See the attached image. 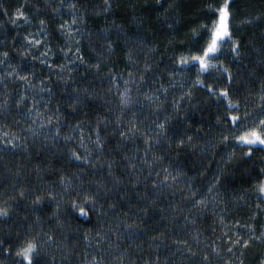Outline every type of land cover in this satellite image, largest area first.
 Wrapping results in <instances>:
<instances>
[{"label": "trees", "instance_id": "trees-1", "mask_svg": "<svg viewBox=\"0 0 264 264\" xmlns=\"http://www.w3.org/2000/svg\"><path fill=\"white\" fill-rule=\"evenodd\" d=\"M222 2L0 0V207L7 208L0 241L9 249H0V264H27L16 250L29 239L37 244L34 264H262L264 244L255 234L264 227V146L242 155L238 129L216 117L264 111V0H229L239 52L233 55L228 41L229 56L213 58L229 69L230 81L215 68L199 74L196 64L176 63L204 39L192 30L215 18L206 6ZM17 9L24 16H14ZM14 67L30 78L8 76ZM209 84L228 88L239 109L210 94ZM124 90L127 104L120 102ZM161 119L164 135L155 127ZM133 122L138 131L128 132ZM144 135L157 137L147 149ZM192 191L207 202L196 205ZM85 193L95 200L82 216L72 200L79 208Z\"/></svg>", "mask_w": 264, "mask_h": 264}, {"label": "snow or ice", "instance_id": "snow-or-ice-1", "mask_svg": "<svg viewBox=\"0 0 264 264\" xmlns=\"http://www.w3.org/2000/svg\"><path fill=\"white\" fill-rule=\"evenodd\" d=\"M228 5H229V0H223V2L220 3L218 7L214 8V5L211 3H209L206 6L209 9L210 14L215 15V18L213 20H211L210 23H208V24L202 23L198 28H195L192 30L194 37H198L200 32H205L206 35L204 36V39L201 41L200 44L193 46L196 50L191 51L190 55L185 53V54H182L181 56H179L176 60L177 64L182 65V66L196 64L197 65V71L199 74H204L208 70L215 68L218 71H220L221 73H228L229 74V81L231 80V75H230L229 69L223 66L222 61H219V60H216L213 58L214 56H217L220 54V49L228 41H231V51H232L233 55H237L239 52L238 42L236 40L232 39L231 34H230V30H229L230 12H229ZM0 7H3V5L0 4ZM108 7H110V5L106 3L105 10H107ZM213 8H214V13L212 12ZM13 15L14 16H24V13L19 11V9H17L16 11L13 12ZM41 23H43V21H41ZM61 27H63V25H61ZM26 39L31 40L32 37L28 36V37H26ZM36 43H39V41H36ZM106 43H107V47L109 49H111L113 46L112 42L106 41ZM63 51L67 52V49H63ZM7 55H8L7 52L3 53V56L6 57ZM81 59H83V58L81 57ZM0 62H2V61H0ZM97 66L98 65H94V67H97ZM149 68H150L149 64L147 62H145L143 70L148 71ZM131 72H132V69H129L130 74H131ZM13 73H16L19 76V73H17V70L15 67L12 69L11 72H8L7 75L12 76ZM172 75H173L172 73H169V76H172ZM26 77L30 78V74L25 73L23 76H19V79L24 80ZM45 79H47V78H45ZM113 79H115V77H113ZM140 79L143 80L144 76L141 75ZM125 83L127 84L128 81H125ZM195 83H197V84L203 83V81L199 79V75H198ZM161 87H163V86H161ZM207 87H208L210 94H212L214 96H218L221 99L227 101V108L231 109L235 106L236 109H239V102L237 100H233V99L229 98L228 88H219L217 90L213 87L212 84H209ZM20 95L22 98L25 94L23 92H21ZM120 95H121V101H120L121 104H127L130 102L126 90L121 91ZM149 95H151V94H149ZM181 95H183V93H181ZM79 99H80L79 96L74 95L72 103L76 104L79 101ZM157 99H158V97H157ZM20 102H21V100L17 99V104H19ZM71 106L72 105H69V107H71ZM31 107H32V105L30 104L29 108H31ZM157 107H159V105H157ZM221 119L224 120L226 126L229 128L242 129L239 131V134H236L235 132L233 133L234 141L236 143H238L240 146H243L247 149L242 155L248 156L252 151L253 145L259 144L261 146H264V111H262V113L258 117H253L251 111H246L243 114H241L239 111H235V112L234 111H227L223 117H221L219 115L216 117L217 122H220ZM250 119H251V124L249 123ZM117 122H119V121H117ZM42 123H48V122L42 120ZM78 125H79V121L77 122V125H74L73 127H76ZM165 125H166L165 119H161L159 121V123L156 124L155 127H156V130L159 134H161V135L165 134V131H164ZM94 131H95V129H94ZM127 131L128 132L138 131V129H136V124L133 122L131 124V127L128 128ZM120 136L127 138L125 131H121ZM187 139L190 141L191 137L189 136ZM222 139L224 141H228L229 135L227 133H225L222 136ZM156 140H157L156 136L144 135V143H145L146 149H147V146H149L153 141H156ZM6 143L7 144H13V141L8 140V141H6ZM100 143H101V141H100L99 137H97L96 144L99 145ZM176 143H177V145H181L184 143V140L179 139L176 141ZM13 146H15V145H13ZM70 155L72 157H74L77 161H79V160H84L86 162L88 161L87 155L82 157V156L78 155V153L74 150L71 151ZM230 155H231V153H229V156ZM154 159H159V157L154 156ZM145 162L148 165H151L153 163V160H145ZM109 167H111V164H109ZM128 167H129V169H132L135 167V164L130 162L128 164ZM164 171H165V173H167L168 169L165 168ZM260 172L264 173V169H261ZM179 175H180V173L178 172L175 177H172V179L175 180ZM162 180L164 182H168L169 181V175H167V174L164 175L162 177ZM60 182H61V184L64 185L65 188H67L69 186V184L71 183V181L66 182L63 175L60 178ZM135 182L136 181L133 180V183H135ZM155 183H156V181L153 180V184H155ZM213 183H215V181H213ZM209 191H211V185L209 186ZM258 193L264 194V176H262L260 181H259ZM20 195L21 196L24 195L23 190L20 191ZM47 195H48V197H51V198H54V196H55V194L52 191H48ZM191 195L195 199L197 194L195 191H192ZM262 198H264V195H262ZM41 199H42V197L40 195H36L34 197L33 202L39 203V201ZM94 200H95L94 194L85 193L83 196V202H81L82 206H80L79 208H76V205L78 203L76 199L72 200V206L82 216H86V215H88L87 204L88 203H94ZM206 202L207 201L204 197H201L199 199H195L196 205H202ZM6 214H7V208L0 207V215H6ZM220 219L223 220V217H221ZM236 223L239 224V221H237ZM125 227H127V225ZM247 227L249 229H251L252 225L248 224ZM97 235H99V233H97ZM262 235H264V233H262ZM49 239H51V236H49ZM85 239H87V236L85 237ZM217 239H219V237H217ZM240 239H241V237L239 235H237L235 239H232L231 243L229 244V248H231L232 245L238 244ZM177 243L178 244H184L186 242L185 241H178ZM248 244H249V240L247 238L243 239V245H248ZM0 249H3V251L5 253H7L9 251V249L4 246L2 241H0ZM36 249H37V244L34 242V240L29 239V240L25 241L22 246L17 248L16 255L18 257H22V260L24 262H27V264H34L33 258L36 255ZM212 249H213V251H217L215 244L212 245ZM185 250L186 251H192V249H185ZM205 259H207V253H205ZM93 260H95V257H93ZM262 264H264V261H262Z\"/></svg>", "mask_w": 264, "mask_h": 264}, {"label": "rangeland", "instance_id": "rangeland-1", "mask_svg": "<svg viewBox=\"0 0 264 264\" xmlns=\"http://www.w3.org/2000/svg\"><path fill=\"white\" fill-rule=\"evenodd\" d=\"M19 11H21L22 12V10H19ZM230 44H229V42H226L224 45H223V47L220 49V53H222V55L223 56H226V57H228L229 56V48H228V46H229ZM214 59H216V60H218V58H214ZM180 94V96H179V98L182 96L181 95V93H179ZM250 124H251V121L249 122ZM240 130H242V129H238V131L236 132V134H239V131ZM264 176V175H263ZM263 208V207H262ZM262 211H264V208H263V210ZM262 215H264L263 213H262ZM260 230H261V233L260 234H255V239H256V241H261L263 244H264V235H262V233H264V227L263 226H261L260 227ZM256 233H257V231H256ZM259 237V238H258Z\"/></svg>", "mask_w": 264, "mask_h": 264}, {"label": "bare ground", "instance_id": "bare-ground-1", "mask_svg": "<svg viewBox=\"0 0 264 264\" xmlns=\"http://www.w3.org/2000/svg\"><path fill=\"white\" fill-rule=\"evenodd\" d=\"M139 64V63H138Z\"/></svg>", "mask_w": 264, "mask_h": 264}]
</instances>
